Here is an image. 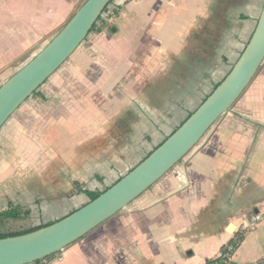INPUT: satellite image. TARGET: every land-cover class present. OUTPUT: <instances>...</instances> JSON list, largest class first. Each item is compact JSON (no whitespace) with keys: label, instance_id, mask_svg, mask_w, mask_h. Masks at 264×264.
<instances>
[{"label":"crops","instance_id":"0c3cea01","mask_svg":"<svg viewBox=\"0 0 264 264\" xmlns=\"http://www.w3.org/2000/svg\"><path fill=\"white\" fill-rule=\"evenodd\" d=\"M84 1L0 0V86ZM263 2L114 0L0 129V210L27 206L45 227L113 186L228 75ZM239 235L224 264H264V62L186 157L46 264H206Z\"/></svg>","mask_w":264,"mask_h":264},{"label":"water","instance_id":"95a60500","mask_svg":"<svg viewBox=\"0 0 264 264\" xmlns=\"http://www.w3.org/2000/svg\"><path fill=\"white\" fill-rule=\"evenodd\" d=\"M114 0H85L66 24L0 86V129L55 74ZM264 62V2L254 32L228 75L162 144L96 199L65 218L0 239V264H34L58 255L113 218L186 157L236 104Z\"/></svg>","mask_w":264,"mask_h":264},{"label":"trees","instance_id":"16d2710c","mask_svg":"<svg viewBox=\"0 0 264 264\" xmlns=\"http://www.w3.org/2000/svg\"><path fill=\"white\" fill-rule=\"evenodd\" d=\"M104 12H107V9ZM95 30H96V26L91 30V32ZM84 193L89 198V201H93L101 194L98 192H87V191ZM39 228L42 227H34L32 225L31 214L28 207L15 206L9 203L6 208L0 210V239L25 235L28 233H32L38 230ZM242 238L243 236L239 235L232 242L234 251L237 249L238 245L242 241ZM38 263L39 261L36 262L35 264ZM206 264H223V262L220 258H218L216 260L207 262Z\"/></svg>","mask_w":264,"mask_h":264},{"label":"built area","instance_id":"2783aa9c","mask_svg":"<svg viewBox=\"0 0 264 264\" xmlns=\"http://www.w3.org/2000/svg\"><path fill=\"white\" fill-rule=\"evenodd\" d=\"M107 14H108L107 12H103L98 23H103L106 20H108ZM261 220H262V217L259 214H252L247 219L246 229H250V228L255 227ZM233 252H234V248L232 246V243H230L226 247V249H225L224 253L222 254V256L220 257V259L222 260L223 264L229 261V259H230V257H231ZM47 259L48 258L43 259V260H41L39 262H41V264H46V262L48 261Z\"/></svg>","mask_w":264,"mask_h":264},{"label":"rangeland","instance_id":"374dc122","mask_svg":"<svg viewBox=\"0 0 264 264\" xmlns=\"http://www.w3.org/2000/svg\"><path fill=\"white\" fill-rule=\"evenodd\" d=\"M107 10H108V9H107ZM107 16L109 17V13L107 14ZM106 21H107V20H106ZM106 21H105V23H107ZM105 27H106V26H105ZM101 29H103V30H108V31H109L110 28H104V27H102ZM11 189L14 191L13 188H11ZM23 207H27V206H23ZM5 208H6V207H5Z\"/></svg>","mask_w":264,"mask_h":264}]
</instances>
